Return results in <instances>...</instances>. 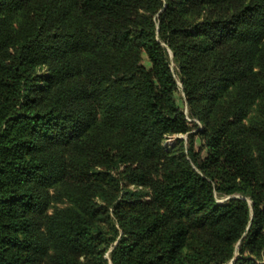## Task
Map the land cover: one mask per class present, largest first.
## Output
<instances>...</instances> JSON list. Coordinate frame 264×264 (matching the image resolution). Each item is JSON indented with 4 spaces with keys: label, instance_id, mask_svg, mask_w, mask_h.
I'll return each mask as SVG.
<instances>
[{
    "label": "trees",
    "instance_id": "1",
    "mask_svg": "<svg viewBox=\"0 0 264 264\" xmlns=\"http://www.w3.org/2000/svg\"><path fill=\"white\" fill-rule=\"evenodd\" d=\"M232 258L264 264V0H0V264Z\"/></svg>",
    "mask_w": 264,
    "mask_h": 264
},
{
    "label": "rangeland",
    "instance_id": "2",
    "mask_svg": "<svg viewBox=\"0 0 264 264\" xmlns=\"http://www.w3.org/2000/svg\"><path fill=\"white\" fill-rule=\"evenodd\" d=\"M144 62L146 63V61H144ZM171 66L173 67V64ZM177 101H178V103H179L180 106H182V107L185 106V104L183 102V99L181 97V93L180 92L177 93ZM168 137L169 138H166L165 139V142H163L164 145H167L168 142H170V141H172L174 139L173 136H168ZM56 205L63 206V203H56Z\"/></svg>",
    "mask_w": 264,
    "mask_h": 264
},
{
    "label": "water",
    "instance_id": "3",
    "mask_svg": "<svg viewBox=\"0 0 264 264\" xmlns=\"http://www.w3.org/2000/svg\"><path fill=\"white\" fill-rule=\"evenodd\" d=\"M170 55H171V53H170ZM185 136H186V135H185ZM233 261H234V258H232V259L228 262V264H232Z\"/></svg>",
    "mask_w": 264,
    "mask_h": 264
},
{
    "label": "built area",
    "instance_id": "4",
    "mask_svg": "<svg viewBox=\"0 0 264 264\" xmlns=\"http://www.w3.org/2000/svg\"><path fill=\"white\" fill-rule=\"evenodd\" d=\"M167 138H169V137H167Z\"/></svg>",
    "mask_w": 264,
    "mask_h": 264
}]
</instances>
